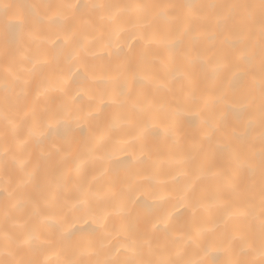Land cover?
<instances>
[{
	"label": "bare ground",
	"instance_id": "6f19581e",
	"mask_svg": "<svg viewBox=\"0 0 264 264\" xmlns=\"http://www.w3.org/2000/svg\"><path fill=\"white\" fill-rule=\"evenodd\" d=\"M0 264H264V0H0Z\"/></svg>",
	"mask_w": 264,
	"mask_h": 264
}]
</instances>
